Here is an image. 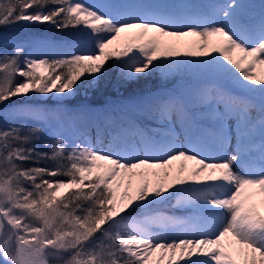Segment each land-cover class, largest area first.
Segmentation results:
<instances>
[{
	"label": "snow or ice",
	"instance_id": "1",
	"mask_svg": "<svg viewBox=\"0 0 264 264\" xmlns=\"http://www.w3.org/2000/svg\"><path fill=\"white\" fill-rule=\"evenodd\" d=\"M20 22L80 35L0 52V264H264V0H0V26ZM109 61L125 82L215 72L244 94L178 82L103 124L12 102L72 97ZM173 197L193 215L156 210Z\"/></svg>",
	"mask_w": 264,
	"mask_h": 264
},
{
	"label": "trees",
	"instance_id": "2",
	"mask_svg": "<svg viewBox=\"0 0 264 264\" xmlns=\"http://www.w3.org/2000/svg\"><path fill=\"white\" fill-rule=\"evenodd\" d=\"M102 0H82V2L88 3V4H94V3H101ZM262 2V0H258L255 3H247V4H253V5H259ZM44 25H48V27H44ZM43 27H41V24H26L24 22H20L18 24H14V28H8L6 29L8 33H12L13 35L18 36L20 42L22 41H29V50L36 52V51H67L70 49H64V48H56V49H47L43 46L38 45L35 42H38V39L44 38V39H52L55 42L59 43L62 41H73L75 40L78 35H80L77 31V29L70 28L71 30L67 29L68 31L63 33L62 36L58 37H52V36H46L44 33L46 30L45 28H54L53 25L44 23ZM45 30V31H44ZM48 39V40H49ZM84 45L88 48H91V41H86ZM111 61H109V64ZM184 72H177V73H171L168 75H164L161 73V71L153 72L151 75L144 76L140 79L132 80L125 82L123 80H119V78H114L115 80L119 81H109L107 79L100 80V84L92 89H86L85 92H78L76 95V98L69 100L68 102H87L92 107H102L104 109H107L108 113L111 110L116 109H122L124 110L127 105L130 103V97L135 96H143L146 93H157L158 91L162 92L167 89H170V84H176L175 80H179V82H186L189 84H195V83H202L211 85L215 83L213 76H207L204 79L198 80L197 82L193 83L188 81L190 79V76H186L183 74ZM191 75V74H189ZM109 79H111L110 76H108ZM178 83V82H177ZM237 90L236 94L241 95L243 93V90ZM244 94V93H243ZM31 99L27 100H21L20 98H12L13 103H26L30 102L31 106L37 108L38 104H40L42 107V110H46L49 113L50 111L54 110L56 106H54V102L52 100L47 99L45 101H39V95H32L30 94ZM63 103V102H62ZM55 113V112H52ZM107 117V116H106ZM91 135L92 138L95 137V129H91ZM37 148L41 151H46L47 149L43 146L42 142L37 143Z\"/></svg>",
	"mask_w": 264,
	"mask_h": 264
},
{
	"label": "rangeland",
	"instance_id": "3",
	"mask_svg": "<svg viewBox=\"0 0 264 264\" xmlns=\"http://www.w3.org/2000/svg\"><path fill=\"white\" fill-rule=\"evenodd\" d=\"M109 3L112 2V0H107ZM256 1L258 0H241V2L247 4V3H255ZM174 2H187V3H193V4H201V3H205L206 5H211V4H214V1L212 0H174ZM26 24H28V22H24ZM44 24H41V27H43ZM44 27H48V25H44ZM8 28H14L13 25L11 26H0V52H9L11 53L12 52V48L11 47H8L7 45H9L10 43L12 42H20L18 36L16 37V35H13L12 33H8L6 29ZM69 30H71L70 28H68ZM46 30V31H45ZM45 34L46 36H52V37H55V36H62L63 33L67 32L68 30L67 29H64L62 31H58L56 29V27L54 26V28H45ZM44 39V38H40L38 39V41H44V40H47V41H54L52 39ZM22 41V40H21ZM26 43V52L27 51H30L28 48H29V41L25 40L23 41ZM82 47H84V44L81 45ZM90 50V48H88ZM33 52V51H32ZM35 53V52H33ZM213 55H216L215 53H213ZM187 59H202V58H187ZM109 63V62H108ZM110 65H112L107 74L103 76L102 80L104 79H107L109 81H119L121 80L119 78V69L117 68L116 64L114 61H111ZM256 71H264V69H261L259 66L257 67ZM162 74L164 75H168V74H165L163 72H161ZM171 74V73H170ZM183 74H185L186 76H190V79L188 81L190 82H197L198 80H201V79H204L206 78L207 76H213L215 79V83L211 84V85H220V86H224V87H227L229 88L230 90H232L233 92L234 91H237V90H234V89H238V90H241L238 88V86H236L235 82L233 80H229V79H226L222 76H220L219 74L215 73V72H207V73H199V74H194V73H191V72H184ZM191 74V75H189ZM108 76L111 77V79L108 78ZM114 78H119V80H115ZM100 80L95 84V86L93 87H88L87 84L83 85V86H80V91L79 92H85L86 89H92V88H95L97 87L99 84H100ZM172 82H179V80H175V81H172ZM199 82V81H198ZM169 88H172L174 86V84H170ZM157 93H160V91H158ZM157 93H146L145 95L143 96H138V97H135V96H132L130 97V103L129 104H132V103H135L136 101L138 100H141L145 97H148V96H151L153 94H157ZM78 94V92L72 96V97H67V98H57L55 96H50V97H41L39 96V101H45L46 98L47 99H50L52 100V102H54V106H56L54 108V110L50 111L51 113L52 112H58L60 111L61 109H75V108H79L80 106H88L92 109H95L96 111L92 112L89 114V119L92 121V122H96L97 120L99 119H104V117L108 116V111H105L104 108L102 107H99V106H96V107H92L90 106L87 102H82V103H78V102H68L69 100H72L74 98H76V95ZM63 102V103H62ZM27 104L31 105V103L28 101L26 102ZM42 106L40 104H38V109H41ZM122 111V109H116V110H111L110 112L112 114H119L120 112ZM0 123H3L2 121H0ZM28 125L29 126H36V127H44L45 128V135L42 137V144H43V141H53L55 139V137L50 133V131L47 129V127L43 124V122L41 121H36V120H29L28 121ZM70 131L66 134H70ZM47 149V148H46ZM49 149H47L46 151H48ZM176 164H179L180 162L177 161L175 162ZM189 163V167L192 166V162H188ZM174 191V190H173ZM176 197H173L171 198L170 200H168L167 202L161 204V205H158L156 206V210H159V209H167V210H175V211H172V214L171 215H176V216H181V217H185V216H191L193 215L194 213V209L192 208V206H185V207H177L176 206ZM259 199V198H257Z\"/></svg>",
	"mask_w": 264,
	"mask_h": 264
}]
</instances>
